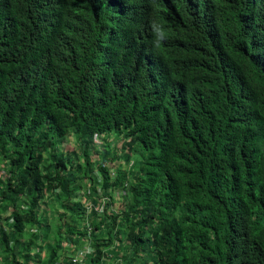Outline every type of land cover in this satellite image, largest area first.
I'll return each mask as SVG.
<instances>
[{"label": "trees", "instance_id": "obj_1", "mask_svg": "<svg viewBox=\"0 0 264 264\" xmlns=\"http://www.w3.org/2000/svg\"><path fill=\"white\" fill-rule=\"evenodd\" d=\"M108 131L133 144L134 171L91 161ZM65 136L81 164L56 152ZM0 160L5 248L26 226L22 248L45 244L47 191L83 219L59 216L42 264H71L58 250L78 237L83 264H109L115 241L124 264H264V0H0ZM73 169L101 178L77 201ZM125 187L117 210L85 211L83 195Z\"/></svg>", "mask_w": 264, "mask_h": 264}, {"label": "rangeland", "instance_id": "obj_2", "mask_svg": "<svg viewBox=\"0 0 264 264\" xmlns=\"http://www.w3.org/2000/svg\"><path fill=\"white\" fill-rule=\"evenodd\" d=\"M121 133H117L116 131H108L105 133V135L102 136V138L98 137L97 140L94 141V144H92L88 148V154L93 162V164H99L100 160L102 159L104 163L108 166V168L115 169L117 172L119 170L125 169L128 172L134 171L136 169V159H133L132 155H129V151L131 147L129 145L133 144H128V140L122 139L120 136ZM105 142L109 147L107 149H103L102 145H105ZM109 143V144H108ZM127 143V144H126ZM102 144V145H101ZM129 146V147H128ZM104 147V146H103ZM56 152L59 154L61 151L64 155V157H68L70 160H72L75 163L81 164L82 161V156H81V148L80 144L74 140L73 136H65L62 138V140L55 146ZM41 156H42V162H41V169L43 172L49 171L53 172L54 167L53 164H47L48 159H46V156H48V153L46 151V148L43 147L41 151ZM5 160H0V172H7L8 171V166L5 163ZM68 165V162L66 163ZM95 166V165H94ZM96 167V166H95ZM71 176L72 178L75 179L74 184L75 186H79L75 188L74 190V197L71 199L73 201H77L80 199V193L84 190L90 189V186L98 187L100 186V181L101 178L98 176L96 170H93L92 172L86 171L84 174H79L76 172V169H73L71 171ZM97 174V175H96ZM58 187V186H57ZM126 188V187H125ZM126 188L125 190L121 189H110L108 191H105L107 195H104L106 197L105 200H108L112 202L111 210H117L118 209V204L121 203L122 201V195L128 196L129 191ZM127 191V192H126ZM55 195L49 193L45 194L43 197L44 200L42 201L38 213H42V211H45L44 214L45 217L42 219V224H46L48 231H47V238L44 241L45 244H42L40 240L37 238H33L31 243H30V248H22V246L27 243L28 237H32V232L36 230L35 227L31 226H26L25 230L22 231V236H21V242H19L17 245V248L13 247L12 248L7 247L5 248L2 245L1 242V230H9L10 224H9V219L8 216L9 214L7 211H2L0 207V264H12L11 258L13 257V250L16 251V260L19 262L18 264H42L45 259L48 257V251H49V246L52 244L57 232L58 225L61 223L60 222V217L61 214L64 215L65 217V223L67 224L68 222H72V216L75 218V222L80 225L81 222H83V219L78 218L73 215V212L68 208L69 205H66L64 203L65 199V193H63L60 188H57V191L54 192ZM109 195V197H108ZM22 198L24 196H20L19 204L23 205ZM72 204V201H70ZM18 205V204H17ZM67 206L66 208H64ZM72 206V205H71ZM7 218V219H6ZM10 218V217H9ZM45 226V227H46ZM65 227L61 228V231H64ZM11 241L13 240L10 238ZM80 238L78 237L77 240L70 242L69 245L64 246L63 248L58 250V257L61 259L69 258L73 250L81 245L79 242ZM11 243V242H10ZM9 243V244H10ZM49 243V245L47 244ZM77 243V245H76ZM115 246L117 249L114 247H111L109 249V252H111V261L107 258L106 261L109 264H116L117 259H122L123 264H124V259L122 256H124V251H123V245L124 242H114ZM42 244V245H41ZM76 246H74V245ZM52 246V245H51ZM22 252V253H21ZM57 257V258H58ZM150 256L146 253H142L141 256H137L134 259L135 264H141L143 261H149ZM58 260V259H57ZM85 260L82 261L81 264L85 263ZM17 264V263H16Z\"/></svg>", "mask_w": 264, "mask_h": 264}, {"label": "built area", "instance_id": "obj_3", "mask_svg": "<svg viewBox=\"0 0 264 264\" xmlns=\"http://www.w3.org/2000/svg\"><path fill=\"white\" fill-rule=\"evenodd\" d=\"M114 174H115V170L112 169V168H110L109 169V175L110 176H114ZM4 176H5V174H3V173L0 174V177L1 178H3ZM105 199L106 198L104 196H101V197L98 198V204H97V206H94L93 207L91 204H87L86 205V208L88 209V208L93 207L94 210L101 212L102 206H103V204L105 202ZM86 228H87V236H88L89 235L88 234L89 233V224H88V222H86ZM90 252H91V247L89 246V244H84L81 247L76 248L75 251H74V253H73V255L70 258L71 259V262L74 263V264L80 263L81 260L86 255H88ZM118 264H121V262L118 261Z\"/></svg>", "mask_w": 264, "mask_h": 264}, {"label": "clouds", "instance_id": "obj_4", "mask_svg": "<svg viewBox=\"0 0 264 264\" xmlns=\"http://www.w3.org/2000/svg\"><path fill=\"white\" fill-rule=\"evenodd\" d=\"M154 31H155V34H156V36L158 37V39H163L165 33L163 32V30H162L161 28H159V27H155ZM97 139H98V137H94V138H93V142H94L95 140H97ZM108 144H109V143H108ZM109 169H110V168H109ZM114 170H115V169H114ZM2 173L5 174V176H4L3 178L0 177V179H1V180H4L5 178L8 177L9 174H8V172H4V171H3V172H0V174H2ZM108 173H109V171H108ZM87 192H89V190H87ZM105 198H106V197H105ZM81 201H83V204H84V207H85V211L88 210L89 213H90L91 211H92V212L95 211L93 207H94V206H97V204H98V198H97V203H96V205H92L91 200H86L84 195H83V197L81 198ZM87 204H91L93 207L87 209V208H86V205H87ZM85 214L87 215V213H85ZM86 222H88L87 219L85 220V223H86ZM88 224H89V223H88ZM86 232H87V228H86ZM89 232H90V226H89ZM88 234H89V233H88ZM76 248H78V247H76ZM76 248H75V249H76ZM75 249L73 250V253H74ZM73 253H72V255H73ZM72 255H71V256H72ZM71 256H70V258H71ZM85 257H86V256H85ZM85 257H84V258H85ZM84 258H83V259L81 260V262L78 263V264H81L82 261L84 260ZM119 260H120V259H117V261H119ZM70 261H71V259H70ZM71 264H74V263L71 262ZM116 264H118V262H117Z\"/></svg>", "mask_w": 264, "mask_h": 264}]
</instances>
